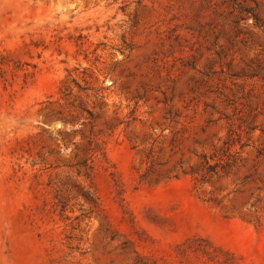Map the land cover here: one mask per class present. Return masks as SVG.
I'll return each mask as SVG.
<instances>
[{"label":"rangeland","instance_id":"rangeland-1","mask_svg":"<svg viewBox=\"0 0 264 264\" xmlns=\"http://www.w3.org/2000/svg\"><path fill=\"white\" fill-rule=\"evenodd\" d=\"M0 264H264V0H0Z\"/></svg>","mask_w":264,"mask_h":264}]
</instances>
